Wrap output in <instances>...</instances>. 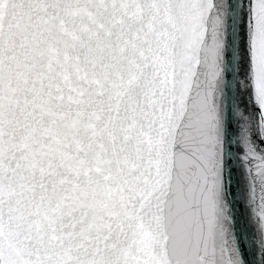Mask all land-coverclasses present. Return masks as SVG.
I'll use <instances>...</instances> for the list:
<instances>
[{
    "label": "snow or ice",
    "instance_id": "obj_1",
    "mask_svg": "<svg viewBox=\"0 0 264 264\" xmlns=\"http://www.w3.org/2000/svg\"><path fill=\"white\" fill-rule=\"evenodd\" d=\"M0 264H264V0H0Z\"/></svg>",
    "mask_w": 264,
    "mask_h": 264
},
{
    "label": "water",
    "instance_id": "obj_2",
    "mask_svg": "<svg viewBox=\"0 0 264 264\" xmlns=\"http://www.w3.org/2000/svg\"><path fill=\"white\" fill-rule=\"evenodd\" d=\"M241 224H243V219L241 220ZM245 245H246V251H248L250 253L251 251V245L247 240V234H245ZM259 258V256H257V259Z\"/></svg>",
    "mask_w": 264,
    "mask_h": 264
}]
</instances>
